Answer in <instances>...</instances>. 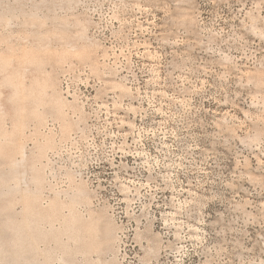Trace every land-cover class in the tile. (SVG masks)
<instances>
[{"label":"rangeland","instance_id":"374dc122","mask_svg":"<svg viewBox=\"0 0 264 264\" xmlns=\"http://www.w3.org/2000/svg\"><path fill=\"white\" fill-rule=\"evenodd\" d=\"M0 10V58L14 61L0 64V131L29 162L44 147L39 206L82 186L85 227L111 226L109 244L89 238L87 257L51 264H264V0H0ZM18 66L24 86L57 90L62 113L16 112L29 103L3 79Z\"/></svg>","mask_w":264,"mask_h":264},{"label":"bare ground","instance_id":"6f19581e","mask_svg":"<svg viewBox=\"0 0 264 264\" xmlns=\"http://www.w3.org/2000/svg\"><path fill=\"white\" fill-rule=\"evenodd\" d=\"M16 1H18V0H16ZM21 2H22V0H21ZM59 25H60V23H59ZM63 25H65V24H63ZM66 27H67V25H66ZM66 27L64 26V28H66ZM64 28L62 27V29H64ZM58 30H59V28H58ZM93 43L94 42L91 43L90 47H92L93 45L96 44V43L95 44H93ZM70 44L65 45V46L69 47V50L73 49L74 46L77 47L76 43H75L76 45H74V46L72 44H71L72 45L71 46ZM84 44H86V43H84ZM47 45H45V46H47ZM86 45L89 46V43H87ZM40 48L43 49L45 47H40ZM90 49L92 50V48H90ZM38 50H40V49L38 48ZM76 51H77V49H76ZM76 51H74V52L76 53ZM81 53H82L81 51H78L76 54L80 55ZM99 55H98V57H99ZM75 57H73V58H75ZM13 58L14 57H11V59H13ZM14 59L16 60V63H18L17 59L16 58H14ZM8 60H10V59L9 58L7 59V57H5V56L0 58V64H1L2 68L6 66L5 64L7 63ZM75 60H77V58ZM10 62H11V67L13 68L12 63L14 61L10 60ZM16 66H17V64H16ZM14 67H15V65H14ZM23 68L22 69H20V67L16 68V69L14 68L11 72H9V73L7 72V74L5 75V77L3 79L4 83L10 84L12 86V92H10L11 93L10 99L18 100V99L24 98L25 101H28V103H29V104H27L28 106H24V105L18 106V108L16 109V112H18L21 116H24L25 111L29 109L28 111L33 116L36 115V117H37L39 115H42V113H41L42 111L40 112L39 109L43 110V108H39L40 105L44 104L46 106V104L49 103V104H53L58 109V111L60 113H62L63 109H62L61 105L63 103V99H62L61 95L57 94V92H56L57 90L56 91L54 90V92H52L50 95L47 93L46 88H45V86L47 87V85H48L47 83L43 84L42 86L39 84V86L36 87V89H34L32 87L24 86L23 85L24 82H22V79L24 78L23 72H22ZM25 68H27V67H25ZM10 70H11V68H10ZM24 72H26V71H24ZM30 72H31V70H30ZM32 74H35V73L32 72ZM26 75H27V73L25 74V77H26ZM32 76H34V75H32ZM39 76L40 75H38V77ZM30 78H31V76H30ZM25 84H27V83H25ZM121 86L122 85L119 83L115 84V87H121ZM111 87H113V86H111ZM1 93L2 92L0 91V94ZM6 97H7V95H6ZM6 103H8V102H6ZM67 106H69V105H67ZM71 108L69 107V109H71ZM64 109H65V106H64ZM10 111H11V109H10ZM6 112H8V111H6ZM1 113H2V118L4 116L3 119H5L6 115L3 114L4 113L3 111ZM43 116L44 115H42V117ZM2 118L0 121L3 120ZM22 122H23L22 118L18 119V121L14 124V127L11 131V134L14 133L13 135H16L14 131H17L16 129H17V127H19L18 125L22 124L21 126H23ZM66 123H68V122H66ZM2 125H3V123H2ZM69 125L72 126V124H69ZM21 126H20V128H21ZM8 134L9 133L7 131H0V264H51L56 257H58L59 260L61 259L63 262H66L67 260L74 258L78 254H82L83 257H87L89 247H92V245H94V242L92 241L93 238L95 241L96 240L99 241L98 243H100V242L104 243L107 240L106 238H108L107 237V235L109 234L108 230L111 226L108 228V230L103 228L106 226L99 227L97 224L94 227H90V226L87 228L85 227V223L87 222V220L90 222V220H91L90 218H92L91 215L88 216L90 218L84 219L82 217V215H80L76 211V208H78L76 206H79L78 203L85 200L87 197L86 191H85L84 187H82V186H79L73 192V194H71L70 196L65 197V198L70 197L67 200L65 198H64L65 200H58L57 198H54L53 200L50 201V203L48 204L47 207L39 206V199H40V196L42 195L41 193L43 191L41 189H42V185H43V181H44V173L45 172L43 173V168L41 166H39V164H37V161H38V158L42 156V153L44 151V147L41 146L39 149V153L36 155V158H33V160L31 162H29V159L27 157V155H29V154L26 155V153L24 152L26 150V149L24 150V148H26V146H23V143H21V141H19V139H18V142L12 141V139L10 141L8 138H10L11 136L8 137ZM16 138H18V137H16ZM42 143H44V142H42ZM24 145H25V143H24ZM16 150L18 152H20V155L16 154V155L20 156L19 158L14 157V152ZM55 196H57V195H55ZM57 197H59V196H57ZM18 199H22L23 203H24L20 210H17L18 208L17 209L14 208V205ZM60 199H61V197H60ZM65 207L68 208V213L65 214V212H64L63 219L61 218L62 219L61 224L59 226H55L54 220L56 218H58L61 214H63L62 211ZM92 212L93 211H91V214H92ZM86 215H87V213H86ZM92 216H94V215H92ZM97 217H99V216H97ZM102 217L104 218L103 215H102ZM97 219H95L96 222L98 221ZM85 220H86V222H85ZM95 220H93V221H95ZM100 221H99V223L97 222L99 225L101 224V222H103V221H101V222ZM113 229H115V228H113ZM110 234H111V232H110ZM109 237H112V235L111 236L109 235ZM89 238H92L91 241L93 243L90 241L92 244L91 246H90L89 242L87 243ZM110 239L113 240V238H110ZM51 241H53V244L49 245L48 243ZM110 241L111 240L106 241V242H108V244H109ZM41 242H44V245L42 247H41L42 244H40ZM96 245H97V243L94 246H96ZM98 246H100V245H98ZM113 246H114V244H113ZM151 248H150V250H151ZM92 249H93V247H92ZM97 249L98 248H96V250ZM152 249L154 250V246ZM90 250H91V248H90ZM100 250L102 251V248ZM147 251H149V249H147ZM147 251H146V254L148 253ZM93 252H95V250ZM149 252H151V251H149ZM152 252H151V254H152ZM97 253H98V255L96 253H94V254H96L99 258L100 253L99 252H97ZM102 253L104 254V252H102ZM154 253H155V251H154ZM101 255L102 254H100V256ZM99 259H101V258H99Z\"/></svg>","mask_w":264,"mask_h":264}]
</instances>
